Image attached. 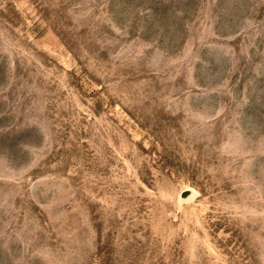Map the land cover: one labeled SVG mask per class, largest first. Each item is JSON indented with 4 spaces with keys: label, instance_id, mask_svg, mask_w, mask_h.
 I'll return each mask as SVG.
<instances>
[{
    "label": "rangeland",
    "instance_id": "rangeland-1",
    "mask_svg": "<svg viewBox=\"0 0 264 264\" xmlns=\"http://www.w3.org/2000/svg\"><path fill=\"white\" fill-rule=\"evenodd\" d=\"M0 264H264V0H0Z\"/></svg>",
    "mask_w": 264,
    "mask_h": 264
}]
</instances>
